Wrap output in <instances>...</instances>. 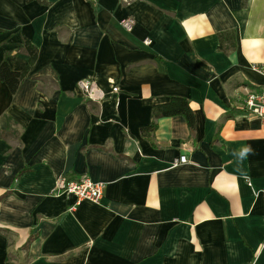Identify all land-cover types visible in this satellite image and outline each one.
Here are the masks:
<instances>
[{"label": "crops", "instance_id": "0c3cea01", "mask_svg": "<svg viewBox=\"0 0 264 264\" xmlns=\"http://www.w3.org/2000/svg\"><path fill=\"white\" fill-rule=\"evenodd\" d=\"M45 1L0 0V64L37 49L14 94L0 82V264H264V125L223 119L264 93V0ZM170 97L193 128L143 134ZM80 177L104 184L98 204L55 192Z\"/></svg>", "mask_w": 264, "mask_h": 264}, {"label": "trees", "instance_id": "16d2710c", "mask_svg": "<svg viewBox=\"0 0 264 264\" xmlns=\"http://www.w3.org/2000/svg\"><path fill=\"white\" fill-rule=\"evenodd\" d=\"M27 2H37L45 4V0H26ZM235 48L234 33L231 31L218 34V50L225 54L231 53ZM18 53H24L28 57V62L21 71H13L6 62L0 64V82L4 83L9 92L14 94L28 73L31 71L37 59V49L29 42L24 41ZM243 110L234 109L223 116V119L231 118L234 114L242 113ZM183 116L190 129L194 126V114L186 99L181 97H170L165 103L154 104L151 108V122L148 127L142 128L145 135L153 133L157 127V120L163 117ZM6 133L0 132V137H6ZM34 237H30L31 241Z\"/></svg>", "mask_w": 264, "mask_h": 264}, {"label": "built area", "instance_id": "2783aa9c", "mask_svg": "<svg viewBox=\"0 0 264 264\" xmlns=\"http://www.w3.org/2000/svg\"><path fill=\"white\" fill-rule=\"evenodd\" d=\"M90 3H96L99 0H85ZM122 2H128L131 0H121ZM121 27L127 31H132L134 27V20L131 18H125L120 21ZM145 46H149L150 39L146 38L143 40ZM252 69L264 74V65H252ZM77 89L89 100H97L99 97L98 93L94 90L92 83L80 80L76 84ZM243 111L249 113V115L256 117L264 125V93L260 94H249L244 100L242 107ZM187 163V158L181 156L179 159L174 161V165H181ZM104 184L101 182H95L88 177H80L77 179H59L55 183V192L57 194L71 195L76 200V205L82 201H89L94 204H98L103 195ZM263 200L264 209V190L261 193ZM75 205V206H76ZM75 206L71 207L74 209ZM264 220V211H263Z\"/></svg>", "mask_w": 264, "mask_h": 264}]
</instances>
